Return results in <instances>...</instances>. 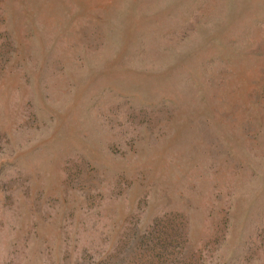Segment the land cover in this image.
Returning <instances> with one entry per match:
<instances>
[{"label":"rangeland","instance_id":"obj_1","mask_svg":"<svg viewBox=\"0 0 264 264\" xmlns=\"http://www.w3.org/2000/svg\"><path fill=\"white\" fill-rule=\"evenodd\" d=\"M0 264H264V0H0Z\"/></svg>","mask_w":264,"mask_h":264}]
</instances>
